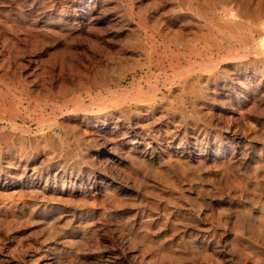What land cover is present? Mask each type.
I'll return each instance as SVG.
<instances>
[{"label": "rangeland", "instance_id": "374dc122", "mask_svg": "<svg viewBox=\"0 0 264 264\" xmlns=\"http://www.w3.org/2000/svg\"><path fill=\"white\" fill-rule=\"evenodd\" d=\"M198 1L0 0V162L35 137L58 162L27 171L38 189L9 188L22 213L0 222V264H264V94L240 98L233 73L261 38L223 12L264 0Z\"/></svg>", "mask_w": 264, "mask_h": 264}, {"label": "bare ground", "instance_id": "6f19581e", "mask_svg": "<svg viewBox=\"0 0 264 264\" xmlns=\"http://www.w3.org/2000/svg\"><path fill=\"white\" fill-rule=\"evenodd\" d=\"M157 1V0H156ZM198 1V0H197ZM208 1V0H207ZM227 1H229V0H227ZM245 1V0H244ZM255 1V0H254ZM145 2V1H144ZM196 2V1H195ZM199 2V1H198ZM200 2H202V0L200 1ZM216 2V1H215ZM250 2V1H249ZM185 3V2H184ZM197 3V2H196ZM214 3V2H213ZM123 4V3H122ZM159 4V3H158ZM179 4V3H178ZM187 4V3H186ZM192 4V3H191ZM195 4V3H194ZM204 4H206V3H204ZM208 4V3H207ZM210 4V3H209ZM208 4V5H209ZM92 5V4H91ZM200 5V4H199ZM203 5V4H202ZM214 5V4H213ZM213 5L211 6V7H213ZM258 5V4H257ZM130 6V5H129ZM128 6V7H129ZM144 6V5H143ZM162 6V5H161ZM168 6V5H167ZM178 6V5H177ZM187 6V5H186ZM193 6V5H192ZM192 6H191V8H192ZM203 6H205V5H203ZM182 7V6H181ZM190 7V6H189ZM194 7V6H193ZM206 7V6H205ZM127 8V7H126ZM167 8V7H166ZM190 8V9H191ZM195 8H198L197 6L196 7H194V8H192V9H195ZM204 8V7H203ZM210 8V7H209ZM185 9H187L186 7H185ZM191 9V10H192ZM207 9V8H206ZM224 9V8H223ZM181 10V9H180ZM189 10V9H188ZM195 10H198V9H195ZM213 10V9H212ZM131 11V10H130ZM175 11V10H174ZM194 11V10H193ZM136 12V11H135ZM143 12H146V11H143ZM177 12H179L178 10H177ZM196 12V11H195ZM212 12V11H211ZM223 12L225 13V14H228V15H231L232 17H234V18H240V19H242V18H250L251 20H252V24L255 26L254 27V34L253 35H245L244 37H243V40L246 42V43H248V42H253L257 37L258 38H261V41H259L260 42V44L258 45V46H255L253 43L251 44V46H249L248 47V49L246 50V51H243L244 53V55H242V56H238V64H236L234 67H233V73H234V76L237 78V80L239 81V85H240V89H239V93H238V96L241 98V97H244V100L245 99H247V100H245V101H248L250 104H256L255 103V101H256V99H258L261 95H263L264 94V73H261L259 70H258V67H262V69L264 68V4H263V6L262 5H260L259 6V8L258 9H255V10H250V8H249V6L245 3V2H236V3H234V4H230L229 5V7H227L226 9H224L223 10ZM138 13H140V12H138ZM200 13V12H199ZM143 14V13H142ZM144 14H146V13H144ZM196 14H197V12H196ZM204 14V13H203ZM203 14H202V16H203ZM126 15V14H125ZM134 15V14H133ZM136 15V14H135ZM141 15V14H140ZM147 15V14H146ZM209 15V14H208ZM214 15V14H213ZM129 16V15H128ZM131 16V19L133 18L132 17V15H130ZM197 16H198V14H197ZM201 16V15H200ZM201 16V17H202ZM138 17V16H137ZM146 17V16H145ZM215 17H217V16H215ZM136 18V17H135ZM141 18H142V16H141ZM156 18V17H155ZM210 18V17H209ZM231 18V17H230ZM147 19V18H146ZM205 19V17H203V19L202 20H204ZM207 19V18H206ZM219 19H221L220 17H219ZM140 20V19H139ZM142 20V19H141ZM226 19H224V21H225ZM235 20V19H234ZM233 20V21H234ZM207 21H209L210 22V19L209 20H207ZM216 21V20H215ZM227 21H228V17H227ZM235 21H237V20H235ZM199 22V21H198ZM238 22V21H237ZM140 23V22H139ZM164 23V22H163ZM137 24H138V22H137ZM143 24H145V23H143ZM231 24V23H230ZM168 25V24H167ZM195 25V24H194ZM197 25V24H196ZM198 25H200V24H198ZM156 26V25H155ZM204 27L206 26V25H203ZM213 26V25H212ZM235 26H236V24H235ZM151 28V26L149 25L148 26V28ZM223 27V26H222ZM233 27H234V25H233ZM241 28V27H240ZM152 29V28H151ZM174 29V28H173ZM224 29H226V28H224ZM238 29V28H237ZM127 30V29H126ZM135 30V29H134ZM140 30H141V28H140ZM139 30V31H140ZM150 30V29H149ZM153 30H154V28H153ZM217 30V29H216ZM243 30H244V28H243ZM136 31V30H135ZM172 31V30H171ZM212 31V30H211ZM247 31V30H246ZM131 32H132V30H131ZM209 32V31H208ZM229 32V31H228ZM146 33V32H145ZM148 33V32H147ZM173 33V32H172ZM175 33V32H174ZM202 33H204V32H202ZM210 33V32H209ZM218 33V32H217ZM244 33V32H243ZM138 34V33H137ZM151 34V33H150ZM150 34H148V36L150 35ZM230 34V33H229ZM155 35H157V34H155ZM152 36V35H151ZM150 36V37H151ZM207 37V36H206ZM215 37V36H214ZM30 38V37H29ZM140 38V37H139ZM144 38V37H143ZM145 38H146V36H145ZM216 38V37H215ZM234 38V37H233ZM148 39V38H147ZM205 39V38H204ZM239 39H241L240 37H239ZM151 40V39H150ZM215 40H217V39H215ZM147 41H149V39L147 40ZM186 41V40H185ZM204 41V40H203ZM231 41V40H230ZM133 42V41H132ZM142 42V41H141ZM156 42V41H155ZM168 42V41H167ZM234 42V41H233ZM125 43V42H124ZM147 43V42H146ZM212 43V42H211ZM226 43V42H225ZM241 43H242V41H241ZM255 43V42H254ZM204 44V43H203ZM206 44V43H205ZM232 44V43H231ZM250 44V43H249ZM135 45H137L136 43H135ZM151 45V44H150ZM167 45V44H166ZM200 45V44H199ZM237 45V44H236ZM241 45V44H240ZM201 46V45H200ZM215 46V45H214ZM227 46V45H226ZM231 46V45H230ZM131 47V46H130ZM151 48H152V46H150ZM161 47H163L162 46V44H161ZM216 47V46H215ZM228 47V46H227ZM232 47V46H231ZM234 47V46H233ZM243 47V46H242ZM139 48H140V46H139ZM138 48V49H139ZM149 48V47H148ZM151 48H150V50H151ZM158 48V47H157ZM177 48V47H176ZM197 48V47H196ZM201 48V47H200ZM214 48V47H213ZM220 48H223V47H220ZM131 49V48H130ZM155 49V48H154ZM154 49H152V50H154ZM163 49V48H162ZM202 49V48H201ZM229 49V48H228ZM137 50V49H136ZM151 50V51H152ZM160 50V49H159ZM175 50V49H174ZM197 50V49H196ZM199 50V49H198ZM215 50V49H214ZM219 50V49H218ZM132 51V50H131ZM183 51V50H182ZM231 51V50H230ZM233 51H235L234 49H233ZM160 52V51H159ZM216 52V51H215ZM224 52H226V51H224ZM241 53H242V51H240ZM158 53V52H157ZM160 53H162V52H160ZM168 53V52H167ZM170 53V52H169ZM218 53V52H217ZM233 53V52H232ZM239 53V52H238ZM163 54V53H162ZM172 54V53H171ZM189 54V53H188ZM192 54V53H191ZM190 54V55H191ZM229 54V53H228ZM173 55V54H172ZM220 55V54H219ZM222 55V54H221ZM131 56V55H130ZM153 56V55H152ZM165 56V55H164ZM169 56V55H168ZM181 56V55H180ZM192 56V55H191ZM162 57V56H161ZM173 57V56H172ZM189 57V56H188ZM187 57V58H188ZM200 57H203V56H200ZM216 57V56H215ZM175 58V57H174ZM178 58H180V57H178ZM194 58V57H193ZM196 58V57H195ZM214 58V57H213ZM220 58V57H219ZM224 58H225V56H224ZM165 59V58H164ZM176 59V58H175ZM189 59H190V57H189ZM153 60H155V59H153ZM178 60V59H177ZM236 60V59H235ZM159 61V60H158ZM165 61H167V60H165ZM218 61V60H217ZM232 61V60H231ZM149 62V61H148ZM153 62V61H152ZM174 62V61H173ZM188 62V61H187ZM197 62V61H196ZM200 62V61H199ZM214 62H215V60H214ZM230 62V61H229ZM130 63V62H129ZM140 63V62H139ZM166 63H168V62H166ZM176 63V62H175ZM178 63V62H177ZM209 63H211V61L209 62ZM209 63H208V67H209ZM223 63H225V62H223ZM174 64V63H173ZM229 64V63H228ZM140 65V64H139ZM154 65H156V64H154ZM196 65V64H195ZM220 65V64H219ZM253 66V70L254 71H252V72H250V73H252L253 75H254V78H252L251 79V77H250V75H249V70H248V68H250V66ZM141 66V65H140ZM145 66V65H144ZM184 66H186V65H184ZM249 66V67H248ZM153 67V66H152ZM169 67V66H168ZM175 67H176V65H175ZM199 67H201V66H199ZM198 67V68H199ZM204 67V66H203ZM205 67H207V66H205ZM216 67V66H215ZM142 68V67H141ZM159 68V67H158ZM181 68V67H180ZM189 68H191V66L189 67ZM188 68V69H189ZM197 68V69H198ZM132 69V68H131ZM160 69V68H159ZM165 69V68H164ZM177 69V68H176ZM196 69V68H195ZM201 69H203V68H201ZM138 70V69H137ZM182 70V69H181ZM223 70V69H222ZM126 71V70H125ZM141 71V70H140ZM158 71V70H157ZM150 72V71H149ZM260 72V73H259ZM263 72V71H262ZM20 73V72H19ZM126 73V72H125ZM168 73V72H167ZM179 73H180V71H179ZM179 73H178V75H179ZM205 72H203L202 74H204ZM133 74V73H132ZM152 74H153V72H152ZM207 73H205V75H206ZM156 75V74H155ZM170 75V74H169ZM181 75V74H180ZM257 75H260V77L259 78H256V76ZM150 76V75H149ZM164 76V75H163ZM168 76V75H167ZM184 76H186L187 77V75H186V73H185V75ZM184 76H183V78H184ZM193 76V75H192ZM174 77V76H173ZM194 77V76H193ZM142 78V77H141ZM158 78H160V77H158ZM163 78V77H162ZM156 79V78H155ZM178 79H181V78H178ZM172 80V79H171ZM194 80V79H193ZM196 80V79H195ZM256 82H255V81ZM191 81V80H190ZM201 81V80H200ZM139 82H141V80H139ZM185 82V81H184ZM218 82V81H217ZM255 82V83H254ZM136 83H137V81H136ZM164 83H167V82H164ZM172 83V82H171ZM179 83V82H178ZM182 83V82H181ZM194 83V82H193ZM228 83V82H227ZM135 84V83H134ZM141 84V83H140ZM168 84H169V82H168ZM195 84V83H194ZM201 84V83H200ZM170 85V84H169ZM193 85V84H192ZM196 85V84H195ZM220 85V84H219ZM137 86V85H136ZM139 86V85H138ZM174 86V85H173ZM189 86V85H188ZM207 86V85H206ZM134 87H135V85H134ZM133 87V89H135ZM150 87V86H149ZM180 87H182V86H180ZM195 87H197V86H195ZM129 88V87H128ZM137 88V87H136ZM139 88V87H138ZM138 88H137V90H138ZM155 88V87H154ZM162 88V87H161ZM175 88V87H174ZM198 88V87H197ZM142 89V88H141ZM140 89V90H141ZM147 89H149V88H147ZM151 89V88H150ZM158 89V88H157ZM123 90V89H122ZM121 90V91H122ZM132 90V89H131ZM156 90V89H155ZM159 90V89H158ZM168 90H169V88H168ZM172 90V89H171ZM175 90V89H174ZM177 90H179V89H177ZM128 91V90H127ZM139 91V90H138ZM143 91V90H142ZM160 91V90H159ZM165 91H166V89H165ZM181 91H183V90H181ZM180 91V92H181ZM186 91V90H185ZM233 91V90H232ZM124 92V91H123ZM170 92V91H169ZM174 92H177L176 90L174 91ZM82 93V92H81ZM125 93H126V91H125ZM151 93H153V92H151ZM179 93V92H178ZM214 93V92H213ZM120 94V93H119ZM146 94H148V93H146ZM168 94V93H167ZM185 95H187L186 93H184ZM211 94H212V92H211ZM132 95V94H131ZM141 95V94H140ZM157 95V94H156ZM185 95H184V97H185ZM188 95H190V94H188ZM136 97V95H133L132 97ZM172 96V95H171ZM4 97V96H3ZM2 97V98H3ZM122 97V96H121ZM131 97V96H130ZM148 97V96H147ZM183 97V96H182ZM264 97V96H263ZM128 98H129V95H128ZM139 98H140V96H139ZM167 98V97H166ZM3 99H6V98H3ZM17 99V98H16ZM120 99H122V98H120ZM120 99H118V100H120ZM136 99V98H135ZM141 99V98H140ZM188 99V98H187ZM255 99V100H254ZM189 100V99H188ZM15 101H17V100H15ZM14 101V102H15ZM162 101V100H161ZM184 101V100H183ZM18 102V101H17ZM139 102V101H138ZM142 102V101H141ZM2 103H4V102H2ZM133 103V102H132ZM0 104H1V102H0ZM16 104V103H15ZM222 104V103H221ZM2 106H3V104H1ZM133 105V104H132ZM131 105V106H132ZM145 105V104H144ZM198 105H200V104H198ZM236 105V104H235ZM248 105V104H247ZM19 107V106H18ZM21 107V106H20ZM88 107V106H87ZM108 107V106H107ZM198 107V106H197ZM196 107V108H197ZM207 107H209L208 105H207ZM249 107V106H248ZM133 108V107H132ZM183 108V107H182ZM185 108V107H184ZM202 108V107H201ZM117 109V108H116ZM147 109V108H146ZM203 109V108H202ZM86 110H88V109H86ZM85 110V112H87ZM108 110V109H107ZM209 110V109H208ZM239 110V109H238ZM78 111V110H77ZM90 111V110H89ZM185 111H187V110H185ZM200 111V110H199ZM260 111V110H259ZM16 112H19L18 110L16 111ZM15 112V113H16ZM121 112H122V110H121ZM161 112V111H160ZM183 112V111H182ZM190 112V111H189ZM215 112V111H214ZM75 113V112H74ZM111 113V112H110ZM143 113V112H142ZM184 113V112H183ZM191 113V112H190ZM241 113V112H240ZM117 114V113H116ZM166 114V113H165ZM14 115V114H13ZM18 115V114H17ZM27 115V114H26ZM95 115V114H94ZM101 115V114H100ZM144 115V114H143ZM160 115V114H159ZM199 115V114H198ZM5 116V115H4ZM9 116V115H8ZM11 116H12V114H11ZM30 116H33V115H30ZM55 116V115H54ZM87 116V115H86ZM124 116V115H123ZM126 116V115H125ZM128 116V115H127ZM215 116H216V114H215ZM10 117V116H9ZM19 117V116H18ZM39 117H40V115H39ZM45 117V116H44ZM93 117V116H92ZM96 117V116H95ZM5 118V117H4ZM53 118V117H52ZM166 118V117H165ZM183 118H185V117H183ZM0 119H2V114H1V118ZM13 119V118H12ZM18 119V118H17ZM32 119V118H31ZM51 119V118H50ZM101 119V118H100ZM159 119V118H158ZM172 119V118H171ZM6 120V119H5ZM25 120V119H24ZM104 120V119H103ZM148 120H151V119H148ZM175 120H177V119H175ZM229 120V119H228ZM31 121V120H30ZM91 121V120H90ZM105 121V120H104ZM107 121V120H106ZM111 121H113L114 122V120H111ZM116 121V120H115ZM240 121H242V120H240ZM245 121V120H244ZM1 122V121H0ZM7 122V121H6ZM21 122V121H20ZM86 122V121H85ZM13 123V122H12ZM28 123H29V121H28ZM43 123V122H42ZM93 123H94V121H93ZM150 123V122H149ZM233 123V122H232ZM56 124V123H55ZM123 124V123H122ZM3 125V124H2ZM10 125V124H9ZM13 125V124H12ZM19 125V124H18ZM24 125V124H23ZM34 125V124H33ZM33 125L31 126V127H33ZM60 125H62V123L60 124ZM216 125V124H215ZM220 125V124H219ZM226 125V124H225ZM38 126V125H37ZM88 126V125H87ZM102 126V125H101ZM146 126V125H145ZM14 127V126H13ZM25 127V126H24ZM43 127H45V126H43ZM48 127V126H47ZM51 127H52V125H51ZM58 127H60V126H58ZM133 127V126H132ZM150 127V126H149ZM169 127V126H168ZM196 127V126H195ZM212 127V126H211ZM221 127H224V126H221ZM220 127V128H221ZM243 127V126H242ZM22 128V127H21ZM49 128V127H48ZM117 128V127H116ZM141 128V127H140ZM9 129V128H8ZM11 129H13V128H11ZM40 129V128H39ZM53 129V128H52ZM124 129V128H123ZM147 129H150V128H148L147 127ZM170 129V128H169ZM235 129V128H234ZM4 130H5V127H4ZM31 130V129H30ZM42 130V129H41ZM107 130V129H106ZM109 130V129H108ZM130 130H131V128H130ZM133 130V129H132ZM220 130V129H219ZM22 131H24V130H21V132ZM26 131V130H25ZM36 131V130H35ZM45 131H47V130H45ZM49 131V130H48ZM56 131V130H55ZM103 131V130H102ZM105 131V130H104ZM115 131V130H114ZM113 131V132H114ZM135 131V130H134ZM222 131V130H221ZM19 132V131H18ZM96 132V131H95ZM125 132V131H124ZM1 133V132H0ZM20 133V132H19ZM28 133V132H27ZM51 133V132H50ZM119 133V132H118ZM131 133V132H130ZM175 133H177V132H175ZM2 135H3V133H1ZM13 134V133H12ZM20 134H22V133H20ZM25 134H26V132H25ZM34 134V133H33ZM53 134V133H52ZM95 134V133H94ZM98 134V133H97ZM96 134V135H97ZM133 134H135V133H133ZM142 134V133H141ZM180 134V133H179ZM36 135V134H35ZM48 135H49V133H48ZM95 135V136H96ZM180 135H182V134H180ZM234 135V134H233ZM26 136V135H25ZM31 136V135H30ZM56 136H58V135H56ZM142 136H144V135H142ZM179 136V135H178ZM192 136V135H191ZM236 136V135H235ZM10 137V136H9ZM45 137V136H44ZM55 137V136H54ZM174 137V136H173ZM232 137V136H231ZM238 137V136H237ZM20 138H21V136H20ZM28 138V137H27ZM46 138V137H45ZM115 138V137H114ZM119 138V137H118ZM126 138V137H125ZM235 138V137H234ZM239 138V137H238ZM97 139V138H96ZM181 139V138H180ZM14 140V139H13ZM18 140V139H17ZM21 140V139H20ZM51 140V139H50ZM144 140V139H143ZM146 140H147V138H146ZM241 140V139H240ZM22 141V140H21ZM28 142V146L27 147H25L24 149H23V158L22 157H18V159L20 158V159H22V161L21 162H19V163H16V164H12L11 163V160H13V159H16V158H14L13 156L12 157H8L7 159H6V161H7V163H5L4 165L0 162V222H2V223H4V225L5 224H8V223H11V221L12 220H14L13 218H15L17 215H19V214H21L22 213V210H21V207H20V205H16L15 204V195L16 194H14V193H12V194H9V188H12V189H23L24 187H26L27 189H29V190H31L32 188H34V189H38L37 187V185L38 184H40L41 182H43V177H42V174H39L38 176H36V178L35 177H33V176H27V171L28 170H31V169H34L33 167H36V165H37V163L39 162V164H40V166L42 167V172L44 173V170H47L50 166H56L57 165V163L58 162H55V160L54 161H52L51 159H44V160H41V161H38L39 159H38V157L41 155V154H44L45 153V151H46V149H47V145H45V141H44V139L42 138V137H35L34 139H33V141H29V140H27ZM52 141V140H51ZM120 141V140H119ZM148 141V140H147ZM160 141V140H159ZM189 141V140H188ZM191 141V140H190ZM230 141V140H229ZM149 142V141H148ZM157 142V141H156ZM224 142V141H223ZM5 143H7V142H5ZM15 143H17V142H15ZM21 143V142H20ZM178 143V142H177ZM2 144V143H1ZM0 144V145H1ZM9 144H10V142H9ZM12 144H13V141H12ZM184 144V143H183ZM185 144H186V142H185ZM23 145V144H22ZM128 145V144H127ZM147 145V144H146ZM171 145V144H170ZM178 145H180V144H178ZM3 146V145H2ZM16 146V145H15ZM156 146H157V144H156ZM166 146V145H165ZM182 146V145H181ZM216 146V145H215ZM235 146V145H234ZM17 147V146H16ZM54 147V146H53ZM52 147V148H53ZM102 147V146H101ZM106 147V146H105ZM135 147V146H134ZM133 147V148H134ZM221 147V146H220ZM10 148H12L11 146H10ZM13 148H14V146H13ZM51 148V147H50ZM52 148H51V150H52ZM108 148V147H107ZM115 148V147H114ZM126 148V147H125ZM193 148V147H192ZM195 148V147H194ZM18 149V148H17ZM121 149V148H120ZM154 149V148H153ZM188 149V148H187ZM186 149V150H187ZM214 149V148H213ZM6 150V149H5ZM14 150V149H13ZM110 150V149H109ZM140 150V149H139ZM151 150V149H150ZM209 150V149H208ZM221 150V149H220ZM225 150V149H224ZM3 151V150H2ZM18 151V150H17ZM115 151V150H114ZM136 151V150H135ZM192 151V150H191ZM19 152V151H18ZM148 152V151H147ZM169 152V151H168ZM188 152V151H187ZM166 153V152H165ZM181 153H183V152H181ZM192 153V152H191ZM129 154V153H128ZM156 154V153H155ZM166 155V154H165ZM188 155V154H187ZM199 155V154H198ZM216 155V154H215ZM15 156V155H14ZM50 156H52V155H50ZM58 156V155H57ZM200 156V155H199ZM112 157V156H111ZM140 157V156H139ZM55 159L57 158V157H54ZM59 158V157H58ZM108 158V157H107ZM119 158V157H118ZM121 158V157H120ZM148 158V157H147ZM153 158H155V157H153ZM169 158V157H168ZM167 158V159H168ZM189 158V157H188ZM187 158V159H188ZM122 159V158H121ZM156 159V158H155ZM193 159V158H192ZM210 159V158H209ZM2 160V159H1ZM63 160V159H62ZM170 160V159H169ZM168 160V161H169ZM177 160V159H176ZM188 161V160H187ZM108 162H109V160H108ZM112 162V161H111ZM140 162H141V160H140ZM159 162V161H158ZM179 162V161H178ZM182 162V161H181ZM180 162V163H181ZM189 162V161H188ZM186 163V162H185ZM38 164V165H39ZM139 164V163H138ZM142 164V163H141ZM149 164V163H148ZM153 164V163H152ZM198 164H200V163H198ZM106 165H108V164H106ZM105 165V166H106ZM176 166H178V168L182 171V172H185V170H184V168L183 167H185V166H187L186 164H178V163H176L175 164ZM201 165V164H200ZM222 165V164H221ZM61 166V165H60ZM104 166V167H105ZM139 166V165H138ZM150 166V165H149ZM224 166V165H223ZM259 166V165H258ZM131 167V166H130ZM146 167V166H145ZM161 167V166H160ZM163 167V166H162ZM152 168V167H151ZM130 169V168H129ZM132 169V168H131ZM153 169V174L154 175H156L158 178H161V179H163V181L165 180V181H167V180H169V177H170V175H169V177H168V175L166 174V172L164 171V170H162V169H160L159 167H155V168H152ZM223 169V168H222ZM37 170V169H36ZM110 170V169H109ZM120 171V170H119ZM189 171V170H188ZM52 172V171H51ZM55 172V171H54ZM54 172H53V174H54ZM60 172V171H59ZM113 172V171H112ZM116 172V171H115ZM141 172V171H140ZM179 172V171H178ZM108 173V172H107ZM133 173V172H132ZM181 173V172H180ZM189 174V173H188ZM102 175H103V173H102ZM107 175V174H106ZM139 175V174H138ZM118 176V175H117ZM229 176H231V175H229ZM105 177V176H104ZM113 177V176H112ZM116 177V176H115ZM132 177V176H131ZM178 177V176H177ZM214 177V176H213ZM27 178H29L28 180H27ZM111 178V177H110ZM120 178V177H119ZM138 178V177H137ZM54 179H55V177H54ZM66 179V178H65ZM87 179V178H86ZM85 179V180H86ZM99 179V178H98ZM106 179V178H105ZM122 179V178H121ZM151 179V178H150ZM187 179V178H186ZM193 179V178H192ZM54 181V180H53ZM114 181V180H113ZM152 181V180H151ZM174 181V180H173ZM48 182V181H47ZM212 182V181H211ZM29 184V185H28ZM212 184H214L213 182H212ZM95 185V184H94ZM124 185V184H123ZM173 185H175V184H173ZM102 186V185H101ZM32 187V188H31ZM68 187H69V185H68ZM107 187H108V185H106V187H104V189L105 190H107ZM154 187V186H153ZM67 188V187H66ZM95 188V187H94ZM102 188V187H101ZM113 189V188H112ZM69 190V189H68ZM93 190V189H92ZM119 190V189H118ZM160 190V189H159ZM19 191H22V190H19ZM28 191V190H27ZM35 191V190H34ZM34 191H31V193L33 192L34 193ZM38 192V191H37ZM41 191H39V193H40ZM48 192V191H47ZM51 192V191H50ZM52 193V192H51ZM40 195V194H39ZM46 195V194H45ZM17 196V195H16ZM123 197V196H122ZM19 198V197H18ZM24 198H26V197H24ZM47 198V197H46ZM23 199V198H22ZM27 199V198H26ZM34 199V198H33ZM32 199V200H33ZM45 199V198H44ZM20 200V199H19ZM117 200V199H116ZM36 201V200H35ZM39 201V200H38ZM41 202H43V201H41ZM44 202H46V201H44ZM48 203V202H47ZM263 203V202H262ZM37 204V203H36ZM50 204H51V202H50ZM264 204V203H263ZM39 205V204H38ZM38 208V207H37ZM41 209H43V208H41ZM25 210V209H24ZM46 210V209H45ZM27 217V216H26ZM18 218V217H17ZM24 218V217H23ZM36 219V218H35ZM149 219V218H148ZM22 220V219H21ZM44 220V219H43ZM147 221V220H146ZM145 221V222H146ZM14 222V221H13ZM47 222V221H46ZM157 223V222H156ZM252 223V222H251ZM1 225V224H0ZM37 225H38V223H37ZM254 225V224H253ZM46 227H47V229L48 230H50V231H52V230H54L55 229V226L52 224V223H46ZM2 228V227H1ZM13 228V227H12ZM140 228H143V227H140ZM3 229V228H2ZM138 230V229H137ZM3 231V230H2ZM20 231V230H19ZM44 231V230H43ZM69 232V231H68ZM22 233V232H21ZM57 233V232H56ZM11 234V233H10ZM48 234V233H47ZM55 234V233H54ZM61 234V233H60ZM59 234V235H60ZM261 234H262V232H261ZM264 234V233H263ZM1 235V234H0ZM62 235V234H61ZM9 236V235H8ZM7 237V236H6ZM11 238H15V236L13 235V236H10ZM22 237V236H21ZM133 237V236H132ZM21 239V238H20ZM142 240V239H141ZM137 242H138V240H137ZM147 242V241H146ZM11 243V242H10ZM145 243V242H144ZM1 244V243H0ZM158 244V243H157ZM9 245V244H8ZM4 246V245H3ZM11 246V245H10ZM13 248V247H12ZM1 250H2V248H0ZM47 249V248H46ZM5 250V249H4ZM9 251V250H8ZM10 252V251H9ZM58 253L56 252L54 255H53V260H58L57 259V255ZM5 255V254H4ZM3 256V255H2ZM77 256V255H76ZM164 256L166 257V258H168V259H174V258H176V255L175 254H170V253H167V254H164ZM4 257H6V255L4 256ZM3 258V257H2ZM178 258V257H177ZM35 259V258H34ZM52 260V261H53ZM31 263V262H30ZM32 264V263H31ZM34 264H48V261L46 262L45 261V259H43V258H41V256H39L37 259H36V261H35V263Z\"/></svg>", "mask_w": 264, "mask_h": 264}]
</instances>
